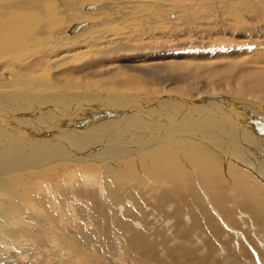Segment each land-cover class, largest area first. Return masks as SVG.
<instances>
[{"label": "rangeland", "instance_id": "1", "mask_svg": "<svg viewBox=\"0 0 264 264\" xmlns=\"http://www.w3.org/2000/svg\"><path fill=\"white\" fill-rule=\"evenodd\" d=\"M88 4L100 9L85 11ZM253 6H257V10ZM51 20L53 25L50 26ZM88 25L90 27L86 28ZM75 27L79 31L83 27L81 33L71 36L66 32ZM13 36L16 40L11 44L8 38ZM4 40L7 43L3 46ZM1 48L4 49L0 54V80L19 78L16 86L24 81H43L46 83L43 88L48 90H44V94L41 90L37 92L39 89L33 93L26 91L29 100L13 101L16 106L27 102L29 105L26 106L10 108L0 99L1 122L8 118L0 122V140L14 143L11 134L18 137L23 134L24 140L35 138L33 142L36 138L42 141L47 138L46 145H49L53 142L49 140L51 136L54 138L56 133L67 136L62 130L81 124L70 121L67 125L64 122L65 125L39 127L43 121L35 118L38 111L50 117L59 115L61 118L55 117L58 121L67 117L73 119L76 113L73 103L64 108L70 113L67 117L55 107L40 111L45 106L40 100L50 94L51 87L58 86L57 90L65 97L75 94L76 90H86L89 93L77 92L78 95L72 97H98L100 94L112 99H146L148 95L143 98L137 90L160 87L163 91L168 88L162 81L142 82L151 80L144 72L149 73L148 66L155 63L194 65V68L216 64L218 69L247 65L234 85L242 82L238 80L244 77L251 79L264 73V0H0ZM137 67L147 70L133 71ZM207 71L202 72L204 77H207ZM173 87L183 86L175 82ZM5 90L0 92V98L5 92L19 93L10 87ZM249 94L261 102L260 109L264 110V94H255L254 90ZM164 97L166 95L159 98ZM134 102L131 100L126 105H143L137 102L134 106ZM242 102L235 103L237 109L233 108V114L244 124H256L264 140V115L263 119L256 117L257 122L253 121ZM126 105L118 106L119 110ZM220 107L202 112L206 115H202V120L212 121V126L218 129L225 127L223 123L227 122L225 125L233 138L229 140L230 145L236 152H244L240 141L249 138L244 132L242 137L235 136L240 131L233 132L229 127L243 130L251 137L254 131L249 130L253 129L249 125L238 127L236 120L225 113L228 106ZM17 108L25 115L8 116L15 114ZM68 108H72L71 111ZM31 112L33 115L29 116ZM220 115L224 117L220 119ZM25 116L28 119L34 116L36 120L31 126L35 128L32 127L34 131L22 129L24 132L19 135L18 124L21 123L18 120ZM133 118H127L129 123L125 124L117 116L107 122L113 126L114 129H110L113 133L124 135L134 128ZM84 128L89 126L84 124ZM41 131L43 133H39ZM93 138L89 137V140ZM257 145L255 154L259 151L260 155L264 154V145ZM35 146L33 152L38 150L37 147H45L38 143ZM150 146L153 152L160 150L159 155L138 151L112 162L106 161L108 158H101L99 162L90 160L95 166L85 162L77 164L81 170L84 165V171L97 170L100 177L94 184L85 182L78 167L70 170L71 173L60 172L52 177L43 173L51 170L49 165L40 168L44 171L23 169L4 173L0 170V264H264V181L249 167L232 162L229 157L230 163H227L225 159L229 154L223 150L218 151L224 158L223 165L219 166L197 157L182 140L175 143L162 140ZM20 147H17L19 152L23 151L24 145ZM31 147L26 148L32 150ZM7 151L13 153V150ZM8 152H1L0 158ZM260 155H257L258 159L264 161ZM227 164L228 168L224 169ZM232 172L240 177H232L230 185L227 176ZM210 181H216V186L211 188ZM245 182L258 188L255 194H250L247 210L244 205L248 196L241 194L246 191ZM211 190L222 195H217V208L211 195L207 194ZM192 196L206 200L215 224H210L205 217L197 221L193 216V212H198L194 206H185L187 219L184 217L182 222L176 219L182 200H190Z\"/></svg>", "mask_w": 264, "mask_h": 264}, {"label": "bare ground", "instance_id": "2", "mask_svg": "<svg viewBox=\"0 0 264 264\" xmlns=\"http://www.w3.org/2000/svg\"><path fill=\"white\" fill-rule=\"evenodd\" d=\"M88 5H90V4H88ZM252 8L257 10V6H253ZM258 8H259V6H258ZM260 8H261V6H260ZM98 9H100L99 6L90 5L89 7H87L85 9V11H87V10L88 11L89 10L97 11ZM49 25L50 26L53 25L52 20L50 21ZM88 27H90V25L86 26V28H88ZM86 28H84V29H86ZM82 29H83V27H82ZM82 29H81V31H82ZM81 31L78 30V27L66 30V32L71 36L76 35L78 33H81ZM15 40H16L15 36H13L10 39L8 38V42H10L11 44H13ZM6 43L7 42L4 40L2 45L4 46ZM17 45H14L15 48L17 47ZM3 49L4 48L0 49V54H1ZM7 49H9V48H7ZM11 50L13 52L14 48L12 47ZM6 52H8V51H6ZM9 52H11V51H9ZM193 66L192 65H182V64L172 65V64H162V63H155L153 65L148 66L147 69H149L150 72L149 73L144 72V75L150 76L151 80L142 81V82L146 83V84L147 83L150 84V82L162 81V82L167 83L168 88L163 89V91H161L160 87H156L153 89H150L147 87V89H146L147 91L142 90V89L137 90V92H139V95H141V97L148 95L149 98H146V99H142V98L129 99V98H117V97L115 99H112V98H106L100 94L98 95V97H96L94 95L83 96L80 98L79 97L78 98L72 97V95L76 96V95H78V93H82V94L83 93H89L86 90H83V91L76 90L75 94H69L71 96L65 97L63 94H60L62 92H59L57 90V89H59L58 86H54V87L50 86L51 88L48 92L50 94L48 96H45V98H43L42 100H40L41 103L42 102L45 103V106L40 111L45 112V111H48L51 107H55V109L58 108V109H60V111L63 112V114H62L63 117H67V115H70V113L66 112L64 108H67V106L70 105V103H73L75 106V108H73V109L76 110L75 116L73 117V119H72V117L71 118L67 117V118H62V121H58L57 118H55V117H59V115L58 116L51 115V117H50L49 114L44 115L42 113H39V111H38V114H35V118H40L39 121H43V125L39 126L40 123L39 124L36 123V124H38V126L40 128L42 126H44L46 128V127H52V126L55 127L54 125H56V124L58 125L61 123L63 124L64 122H66V125H67V122L73 121V123L74 122L75 123L76 122L81 123L80 125H83V127H81L80 125L79 126L72 125V127L69 126L67 129L62 130V132L64 134H66L67 136L62 135L60 132H58L60 134L56 133L57 135L55 134L54 138H52V136L49 138V140H51L53 142L52 143L49 142V145H46V143H48V140H46L47 138L46 139L43 138L44 139L43 141H42V139L40 140V139L36 138L35 142H33L35 140L34 137H33L34 138L33 141H32V139H30L31 141H29L27 139L24 140V138L22 137V135H23L22 133L24 131L22 129H28L29 128L32 130L33 128H35L34 126H31V124L36 119H33L34 116L31 117L30 119L27 118L28 116L27 117L25 116V118H22V119H25L26 121H22V119L19 118L18 122H20L21 124H18L20 127V128H18V129H20V131H19L20 133L18 132V134L19 135L22 134V135L18 137V136H14L11 134V136L13 138H15L14 143H11V141H9V140H7V142H2L0 140L1 141L0 153L1 152L7 153L8 152L7 150H11V151L13 150V153L8 152L9 154H7V156L4 157V155H3V158H0V170H4L5 171L4 173L11 171V170L12 171H15V170L20 171L23 169L36 170V169H40V168H43L44 166L49 165V167L51 169L50 171H44L43 169H40V170H43L44 171L43 173L45 175L52 177L53 175H56L60 172H61L60 174H64V173L66 174L70 170L74 171V169L76 167L79 168V166L77 164H82L84 162L87 164L92 163L90 160H93L95 162H99L101 158H108L109 160H106V161L112 162V161H115L117 159H120L118 157H122V156L125 157L126 155L128 157H130V155H133V154L137 153L138 151H143V154L144 153H147V154L152 153L153 151L150 150V149H152V147L150 145L157 143V142H160L162 140L172 142V143H175L177 140H182L185 147H187L193 154H195L199 158L202 157V158L206 159L207 161H209L213 165L214 164H219V166L223 165L222 161L224 160V158L223 159L221 158V155L218 154V151L219 152H220V150L225 151L227 154H229V156H227V158L225 159V161L227 163H230L229 158H231L232 162L235 161V162L243 165L244 167H246V166L249 167V169H251V171H253L254 174L263 182L264 181V168H263V166L260 165V164L263 165V163H259V161H261V159H258V157H257V155H260L259 153H261V152L259 151L257 155L254 152L255 146H258L257 143L259 144V146L264 145V143H263L264 140L262 139L263 135L260 134V132H259L261 130L254 123L249 122L247 124L246 123L244 124L243 120H239L237 118L238 116L236 117L235 114H233L232 110H233V108H236L235 107L236 102L241 103L245 99L246 101L244 100L245 102H242V103H244V106L243 105L242 106H243V109L246 110L248 115L250 116L249 118L255 122H257L256 120H258V119H254V118H256V117L260 118V119L262 118V115H264V110L260 109V107L262 106V104H260L261 102L257 101L253 97H250L251 94H249V93H251L252 90H254L255 94H264V73H260V75L254 76L251 79L244 77L243 79L238 80V81L242 80V82H239L238 85H234V83L237 81V76L240 75L242 72H244V70H246L248 68L247 65H245V64L243 66L234 65V67L232 69L231 68L218 69L219 66H217L216 64L207 65L209 67H195L194 68ZM199 66H201V65H199ZM205 68L209 70V71H207V77H204L202 74V72H204L206 70ZM147 69L137 67V68H134L133 71L138 72V70L143 71V70H147ZM12 77L13 76L11 75V78ZM9 78H7L5 80H0V92L7 91V90H5V87H10L12 90H15V91L19 90V93L18 94H10V93L6 94V92H5L0 99L1 100L3 99V102L6 103L7 106L10 108L17 107V106H26L28 104L27 102H25V104L17 103V106H16V103H13V101H16L19 98L28 99V97H30V96H27V93H30V92L33 93L34 91H37L39 89L37 92H39L41 90L40 92L43 91V94H44V92H45L44 90H48L46 88L45 89L43 88L44 87L43 85L46 84V83H43V81H34V83H32V82L30 83L29 81H24L23 84L16 86V84L19 82V78L16 79L15 81L13 79L14 77L12 78L13 80H11ZM175 82L177 83V85L182 84L183 87H179V89L174 88L173 86L175 85ZM250 82L252 83L251 86H250ZM45 87H46V85H45ZM171 87H173V88H171ZM47 88H49V85ZM109 90H111V89H109ZM20 91H22V92L25 91V93H22V92L20 93ZM26 91H29V92L26 93ZM55 91H58V92H55ZM66 92H68V91H66ZM247 92H249V93H247ZM39 94L40 93H38L37 95H39ZM225 94L228 96H226ZM165 95H166V97L159 98V97H163ZM168 96H171L172 98H168ZM223 96H226L227 98H225ZM4 98H8V100L4 99ZM143 98H145V97H143ZM234 99H235V101H234ZM236 99H241V100L236 101ZM20 100H23V99H20ZM32 100H34V99H32ZM107 100H111L112 102L107 101ZM131 100L136 101L132 104L134 106L138 105L137 102L138 103L140 102L139 104H143V105L139 106V107H132V106L129 107L126 105V102H129ZM232 102H233V106H231ZM108 105H110L112 107L109 108V107H107ZM120 105L121 106L126 105V106H123L124 108L120 111L119 110L120 107H118ZM222 105L224 107L228 106V108L227 107L225 108L226 109L225 113H227V115L229 113L228 116L230 118L236 120L238 127L242 128L245 125H249L253 129V130H249V131L250 132L254 131V132H252V133H254V134H252L253 135L252 137L255 138V141L250 136L249 133H247L243 130L237 129L236 127L231 129L230 128L231 125H230L229 129L233 130V132L240 131V133H237L235 136L242 137L245 133L246 137L249 138V140H250L249 141L248 139H246V141H240L242 146H243L242 150L244 151L242 153L236 152V149L233 146H231L229 143V140H233V138H232V136H230V134L228 132L229 130L225 125L227 123L226 120H225V122H226L225 124L223 123L224 121L222 122L225 127L218 129L216 126V128H217L216 129L214 126H212V124H211L212 121L209 122L205 119L206 122H204L201 118L203 115L202 112H204L206 110H212L213 108H216V107L218 108ZM239 106L241 107L240 104H239ZM27 107H29V106H27ZM36 107H38L37 109L39 110V106L37 105ZM1 108H2V105H1ZM136 108H144V109L136 111L137 110ZM18 109H20V108L15 109L16 110L15 114H8V116L11 117V115H13L17 118L19 115H22V116L25 115V114L19 113ZM61 109H64L65 112ZM71 109H69V110L71 111ZM240 109L242 110V108H240ZM35 111H37V110H35ZM129 111H131V112L129 113ZM133 111H135V113H132ZM214 111H216V109H214ZM217 111H218V109H217ZM178 112H180V113H178ZM55 113H57V112H55ZM3 114H5V113H3ZM29 114H30L29 116L33 115L32 112ZM58 114H61V113L59 112ZM145 114H147V115H145ZM116 116L118 118H120L122 120L120 122H122L124 124L129 123V122H126L127 118L132 119L135 116L136 119L133 118L134 124L132 123L134 125V128L132 130H128V133H125L124 135L120 134V133L118 134V133H116V131L113 133V131L110 130L113 128V126L112 127L109 126V123L107 121L108 120L112 121V120L116 119ZM203 116L206 117V115H203ZM212 116H213V114H212ZM246 116H244V119ZM220 117H221V115H220ZM222 117H224V116H222ZM222 117L220 119H222ZM59 118H61V117H59ZM7 119H5V120H7ZM242 119H243V117H242ZM197 120L201 125L197 122ZM138 121L140 123H135ZM0 122H1V118H0ZM3 122H1V123H3ZM107 123H108V125H107ZM84 124H87L89 126V128H84ZM218 124H219L218 127H220V123H218ZM230 124H231V122H230ZM8 125H10V124H8ZM64 125H65V123H64ZM112 125H113V123H112ZM118 125H116V127ZM60 126H62V125H60ZM39 127H37V128H39ZM105 127H106V129H105L106 131H103L102 128H105ZM0 129H1V127H0ZM49 129L51 130V128H49ZM32 131H34V129ZM27 132L30 133L31 131L27 130ZM39 133H43V132L41 131ZM27 135H29V134H27ZM113 135L116 137H113ZM40 136H42V135H40ZM197 136H198V138L201 137L202 139H198ZM6 137H8V135ZM27 137L29 138V136H27ZM89 137H92V138L94 137V138L89 140ZM13 138H11V139H13ZM55 141H57V142H55ZM37 143L39 145L43 144L45 147L42 149L41 148L39 149V147H37L38 150L36 149L37 151L36 152L34 151L35 152L34 153L33 150H35L36 146L33 147V145H35ZM22 144L24 145L23 151L19 152V150L21 148L20 145H22ZM235 145H236V143H235ZM30 146L33 147L32 150H29L26 148V147H30ZM5 147H7V148H5ZM17 147H20V148L18 149ZM14 150H15V152H14ZM255 151H257V150H255ZM22 152L27 153V154L29 153V155L20 156L19 154H23ZM159 152H160V150H155L152 154H154V155L158 154L159 155ZM147 154H145V155H147ZM241 154H243L244 156H242ZM263 155L264 154L260 155L259 157L262 158V157H264ZM0 157H2V156L0 155ZM88 165H86V166H88ZM82 166H83L82 170L84 171V165H82ZM86 166H85V168H86ZM93 166H95V165L93 164ZM93 166H92V168L94 169ZM4 168L5 169L8 168V170H5ZM81 168H79V169L81 170ZM227 168H228V164L226 165V167L224 169H227ZM79 169H78V171H80ZM82 170H81V172H82L81 175H83L82 178H84L85 182H88V184L98 183L96 181L99 179L100 174L98 175L97 170L94 171V170H91L90 168L85 169L84 172ZM230 170H231V167H230L229 171ZM75 172L77 173V171H75ZM70 173H71V171H70ZM77 177H79V176H77ZM227 177H228V180L230 181L229 184L231 185V180L233 179L232 177H240V175H238L235 172H232ZM68 179L69 178H66V180H68ZM66 180H64V181H66ZM71 181H72V179H71ZM66 182H68V181H66ZM81 182H82V180H81ZM58 183L61 184V182H58ZM210 183H211V188L216 186V181H210ZM104 184H105V181H104ZM245 184H246L245 185L246 191H242L241 194L242 193L247 194V196H248V197H246L247 202L244 205L246 207V210H247L248 205L251 203V199H250L251 195L255 194L258 188L253 183H246L245 182ZM193 185H194V183L192 184V186ZM220 185H225V184H220ZM62 187H63V185H62ZM182 188H179V190H182ZM218 189H220V188H218ZM207 194L211 195V200L214 202V204H216L215 207L217 208V195L222 196L221 193L220 192L216 193V190L214 192L211 190L210 192H207ZM205 201L202 199L201 196H198L197 198H194L192 196V199H190V200L183 199L181 206L176 211V214H175L176 219L179 222H182L183 220L187 219V217L189 215L185 209V206H188V207L194 206V210L198 211L197 213L193 212V216L196 217L197 221H199L200 218L205 217L210 224H215L211 220V218H213V217L209 213L208 207H206ZM201 212L203 213L202 216L198 215ZM183 215H185V216H183ZM184 217H185V219H184ZM262 223L264 224V219L262 220Z\"/></svg>", "mask_w": 264, "mask_h": 264}]
</instances>
